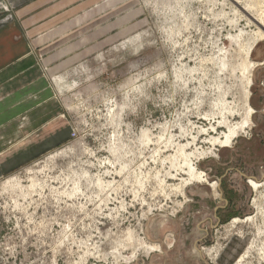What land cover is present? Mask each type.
Returning <instances> with one entry per match:
<instances>
[{
  "label": "rangeland",
  "instance_id": "1",
  "mask_svg": "<svg viewBox=\"0 0 264 264\" xmlns=\"http://www.w3.org/2000/svg\"><path fill=\"white\" fill-rule=\"evenodd\" d=\"M8 22L63 124L48 152L0 180V264H264V185L249 184L264 183V0H31L6 8ZM234 102L249 105L248 123L229 147L210 146ZM144 129L161 144L141 143ZM170 136L215 149L192 161L207 182L184 196L171 189L186 176L169 169ZM97 177L112 188L100 192ZM31 179L44 187L27 195ZM133 246L135 259L116 261Z\"/></svg>",
  "mask_w": 264,
  "mask_h": 264
},
{
  "label": "crops",
  "instance_id": "2",
  "mask_svg": "<svg viewBox=\"0 0 264 264\" xmlns=\"http://www.w3.org/2000/svg\"><path fill=\"white\" fill-rule=\"evenodd\" d=\"M30 1L0 0V14L6 8L18 9ZM61 124L60 107L51 98L48 81L28 41L16 23L1 25L0 180L48 152L50 144L57 140L51 141L50 129ZM215 219L220 222L217 213ZM226 255L219 259L220 264H226Z\"/></svg>",
  "mask_w": 264,
  "mask_h": 264
},
{
  "label": "bare ground",
  "instance_id": "3",
  "mask_svg": "<svg viewBox=\"0 0 264 264\" xmlns=\"http://www.w3.org/2000/svg\"><path fill=\"white\" fill-rule=\"evenodd\" d=\"M252 67H254V63H251L248 61L247 63L243 64L241 68H244L245 70H249V72H251L253 70ZM235 105H236V102H234V107H233V109H231V108H229V105L226 104L224 109H222L221 112H223V116H222V121L220 122V125L225 126L227 131L220 138L211 137L208 140L210 142V146L217 145L220 148L229 147L232 144V141H234V139L239 137V133L245 128V126L248 123L249 118H250L251 109H250L249 105H245V104L243 105V103H242V107H240L239 110H237V107H235ZM235 113L237 115L238 114L240 115L241 121L236 122V123H232V122L227 121L228 119L226 118V115L229 114L232 116ZM161 130H162V132H164L165 131L164 127H162ZM181 131L183 134H188V133H186L187 132L186 129H182ZM203 132H205V131L203 130ZM139 141L143 144H150L151 143L153 145L154 144L160 145L162 142V137L160 135L158 137L154 136L153 134L150 133L149 130L144 129L141 131ZM195 141H196V137L191 136V139L188 140L187 143L180 144V142H177L174 145V142L172 141V136H170V139L167 142V145L173 144L174 149H175V154L173 156H170L169 160H168L169 165H170L169 169L170 170L174 169L176 171L181 170L183 175L186 176V177L181 176L177 180L179 183L176 186H173L171 188L172 190H174L176 192H180L181 193L180 195H182V196H184V189L186 187L192 185L193 182H197V183L207 182V180L204 178V174L202 172L198 171L194 167V164L192 161L205 158L206 156H214V157L216 156L214 147L213 148L210 147V148H206V149L199 148L197 145L194 146ZM193 146H194V148H192ZM70 151H71V149H70ZM169 175L173 178L175 177L174 175H171V174H169ZM155 178L157 180L158 185L163 190L165 188L164 180L159 179L158 175ZM113 184H114L113 182H109V181L105 182L101 178H98V177L95 180V185L99 189L100 192H104V191L108 190L109 188H112ZM249 184L254 191H258V189L264 185V183H259V182H255V181H249ZM7 186L11 190H13L15 188H21V186L19 185V182L15 179L8 180ZM215 186H216L215 183L211 184L212 188H215ZM43 187H44V185L38 184L37 182H35L31 179V184L27 188V195H30L33 192H37V188L43 189ZM77 192H78V189L74 188V189H71L70 192L69 191L68 192L63 191L61 194L63 196H66L69 198V197L73 196L74 194H76ZM249 219L250 218H247V220H249ZM238 222H239V220L236 219L233 223H238ZM127 236H128L127 242L132 243L131 241L133 239H132V236L130 235L129 231L127 232ZM128 243H126V244H128ZM128 245H130V244H128ZM138 246H139V244H138ZM142 248H144V252L146 254L149 253L150 251L161 252V248L158 244L148 245L145 243L142 246ZM115 250H116L115 252L117 253V255L115 257L116 261H118V259L120 258L121 260L123 259L126 263H128V262H131L132 259H135L136 254H137L138 250H140V249L133 246V248L131 249L132 250L131 255L128 257L123 256L122 253H119L117 251V249H115ZM246 253L238 259L239 260L238 263H240L243 260Z\"/></svg>",
  "mask_w": 264,
  "mask_h": 264
}]
</instances>
